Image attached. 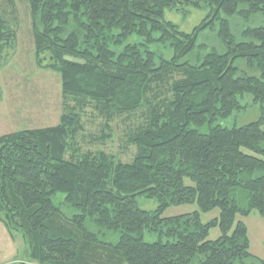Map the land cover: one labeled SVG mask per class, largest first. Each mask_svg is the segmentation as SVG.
<instances>
[{
  "label": "trees",
  "instance_id": "16d2710c",
  "mask_svg": "<svg viewBox=\"0 0 264 264\" xmlns=\"http://www.w3.org/2000/svg\"><path fill=\"white\" fill-rule=\"evenodd\" d=\"M27 1L38 65L61 75L64 98L89 103L68 106L55 127L0 136V223L22 234L30 260L264 264L238 220L252 211L264 217V0ZM185 9L206 11L189 33L166 17ZM2 18L0 52L13 36ZM233 18L242 22L234 25L241 40ZM206 32L221 50L200 44ZM89 105L106 129L148 109L129 135L131 162L104 151L78 157L74 142ZM250 106L257 121L220 124ZM142 198L158 207L143 210ZM194 203L205 213L219 209V218L163 217ZM214 227L222 235L208 241Z\"/></svg>",
  "mask_w": 264,
  "mask_h": 264
},
{
  "label": "rangeland",
  "instance_id": "374dc122",
  "mask_svg": "<svg viewBox=\"0 0 264 264\" xmlns=\"http://www.w3.org/2000/svg\"><path fill=\"white\" fill-rule=\"evenodd\" d=\"M6 2L0 0L2 10L5 11L4 13L0 12V17L3 16L6 29L13 36L9 40L10 42L7 40L6 46H3L0 52V136L23 130L55 127L59 124L61 116L67 111L68 106L77 111L89 103L79 105L77 100L64 98L61 75L38 65L33 35L34 20L28 1L11 0L10 3L6 0ZM205 16L206 11L199 9H185L166 14L168 20L187 33L198 26ZM230 21L234 34L239 38L234 25L238 28L242 22L237 18ZM219 43L218 38L211 32H206L200 39V44L221 50ZM169 55L170 53H165L166 57ZM191 59L190 57L187 60ZM191 61L193 62V60ZM237 66L242 71L251 74L245 62L238 61ZM147 110V108H143L128 118L124 115L112 119L109 123L111 138L103 141L101 136L107 135L109 132V129H106L107 119L95 107L86 106L81 116V129L74 142L78 157L104 151L116 156L121 162H131L136 154V148L128 140L129 135L140 127ZM259 118L258 107L250 106L245 113L237 114L220 124L225 127H240L255 122ZM73 154L69 152L67 158L74 157ZM187 183L190 184V181L187 180ZM138 202L145 211H154L158 207L156 201L142 198L138 199ZM194 212L201 214L203 223H209L219 218L220 215L219 209L205 213L200 210L197 203H194L172 206L164 212L163 217L170 218ZM238 220L247 226L250 253L255 258L264 260V217L258 212L252 211L247 217L239 216ZM221 235L220 229L214 227L211 228L207 239L216 241ZM21 262L35 264L29 258L28 248L22 234L10 233L0 223V264Z\"/></svg>",
  "mask_w": 264,
  "mask_h": 264
}]
</instances>
